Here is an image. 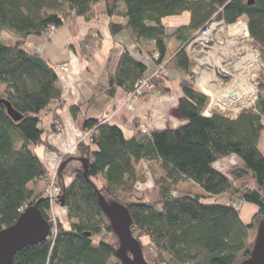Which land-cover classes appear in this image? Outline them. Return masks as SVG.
Listing matches in <instances>:
<instances>
[{"label": "trees", "instance_id": "16d2710c", "mask_svg": "<svg viewBox=\"0 0 264 264\" xmlns=\"http://www.w3.org/2000/svg\"><path fill=\"white\" fill-rule=\"evenodd\" d=\"M98 2H104L109 15L124 17V23L111 21V30L125 27L139 49L125 46L115 69L108 72L106 91L113 95L122 87L131 93L139 79L151 77L160 93L170 89L166 81L171 70L180 71L184 77L180 80L183 95L179 110L185 122L154 128L150 133H144L137 123L136 133L127 137L120 125L102 116L84 118L82 126L88 138L78 142L77 152L63 157L55 176L65 202L66 221L56 219L55 231L20 249L15 263L123 264L116 254L119 238L99 205L102 193L129 209L132 234L150 264H240L250 256L259 223L264 221V212L243 221L239 205L249 199L264 209V153L259 147L264 95H258L254 108L243 109L236 116L220 111L204 115L207 96L197 88L186 44L213 20L227 24L244 20L264 61V0H0V33L16 39L14 43L0 41V85L4 86L0 98L9 100L23 115L14 120L0 103V231L44 197L30 186L45 180L46 187L50 178L47 165L35 150L40 144L53 149L44 137L40 113L62 97L58 64L32 52L24 41L31 34H44L52 24L58 27L67 22L74 28L79 17L93 14ZM185 12H189V20L167 32L163 19ZM171 40L180 45L167 57ZM145 41L155 43L161 55L154 65L165 61L167 75L159 69L148 72L150 63L140 53L154 49H140ZM263 89L264 68L259 91ZM80 108L71 105L74 115ZM60 125V119L55 118L54 126ZM230 155L238 156L240 162L228 175L214 163ZM83 158L88 160V176ZM71 159H77L78 164L71 171L63 169ZM153 161L163 169L157 187L144 185L147 171L137 167ZM67 172L73 179L66 185L63 177ZM184 180L194 181L214 200L177 189L176 184ZM219 197L229 199L221 201ZM38 206L54 228L47 198ZM253 228L254 238L250 239Z\"/></svg>", "mask_w": 264, "mask_h": 264}, {"label": "crops", "instance_id": "0c3cea01", "mask_svg": "<svg viewBox=\"0 0 264 264\" xmlns=\"http://www.w3.org/2000/svg\"><path fill=\"white\" fill-rule=\"evenodd\" d=\"M124 20L122 15H109L105 11L104 2H98L93 7V14L90 17H79L74 23V28L69 23L64 22L48 38H45L43 34H31L24 41V45L28 49L48 59L53 64L63 62L69 64V71L64 72L59 69V83L62 89L61 100L51 104L49 108L40 113L44 137L53 146V149H48L46 145L40 144L35 147V150L47 165L49 175L59 171L65 155L77 152V144L81 139L87 140L85 129L82 126L84 118L102 116L120 125L127 137L136 133L137 123L139 127L146 125L152 131L154 128H163L168 124L176 127L185 122L179 110V99L183 95L180 80L184 77L180 71L171 70L170 78L166 81L169 90L154 94L150 98H137L134 102L135 109H129L126 106L128 93L122 87L117 88L113 95L106 91L108 72L115 69L125 46L133 51L139 50L125 27L117 32H112L111 21L124 23ZM123 31H126L127 34L122 33ZM15 41L16 39H14ZM117 45H119L118 51L114 54L113 50ZM155 47L154 42L145 41L140 49L153 50ZM176 50L177 48L173 47L170 51L168 46L166 56H171ZM99 53L102 54V57L97 59ZM155 69L156 64L153 72ZM73 104L81 106L77 115L71 111ZM55 118L60 119V128L54 126ZM126 132H129V136ZM261 139L259 147L262 150ZM148 163H155L160 167L159 162ZM215 163L214 166L217 167ZM77 164V159H71L62 168L71 171ZM217 168L219 169V167ZM148 173L150 176L149 171ZM72 179L73 175L69 172L63 177L66 185ZM100 180L105 183L102 177ZM188 181L192 180L180 181L176 184V188L182 187V184ZM45 182V180L33 182L30 183V186L35 193H43ZM192 182L197 187L198 193L207 196V199L212 198L197 183ZM248 200H244L248 210L246 209L240 214L245 222L251 221L249 218L252 212L258 210L257 205H259L255 201L249 200L248 202ZM48 203L51 206L49 201ZM59 213L64 215L65 208L60 207Z\"/></svg>", "mask_w": 264, "mask_h": 264}, {"label": "built area", "instance_id": "2783aa9c", "mask_svg": "<svg viewBox=\"0 0 264 264\" xmlns=\"http://www.w3.org/2000/svg\"><path fill=\"white\" fill-rule=\"evenodd\" d=\"M240 21L243 22L242 20L237 22ZM217 22L226 26L232 24H227L223 20L211 21L186 44V52L192 60L191 69L197 88L207 96L203 114L210 116L214 111H220L228 115L233 113L230 116H236L243 109L254 108L260 92V71L264 67V61L260 49L250 36L249 29L245 37L233 43L226 33L221 35L213 31L211 25ZM244 23L248 28L247 23L245 21ZM56 28L54 24L50 25L48 31L43 34L45 38L50 37ZM236 52H239L241 59L245 60L241 72L235 77L233 66ZM140 54V57L149 63H154L161 55L158 49H154L151 53ZM58 68L64 72L69 71V64L60 63ZM158 69L168 74L165 61L159 62L154 73ZM158 92L151 77L141 78L136 82L134 90L128 93L125 104L129 109H135L134 102L137 98H150ZM141 128L144 133L151 132L146 125ZM85 137L87 138L88 134ZM56 173L50 175L48 184L43 190V196L51 204L48 214L54 224L52 232L56 229V219L60 218L59 208H64L59 204L60 188L55 181ZM243 203L244 200H241L239 205L242 206Z\"/></svg>", "mask_w": 264, "mask_h": 264}, {"label": "water", "instance_id": "95a60500", "mask_svg": "<svg viewBox=\"0 0 264 264\" xmlns=\"http://www.w3.org/2000/svg\"><path fill=\"white\" fill-rule=\"evenodd\" d=\"M253 0H249L252 3ZM8 113L14 120H20L22 114L15 110L6 98H0ZM85 166V175L88 176V160L82 159ZM45 197L36 200L27 206L17 220L0 231V264H16L14 257L23 247L41 242L48 238L51 224L44 216L38 204ZM59 204L65 206L63 197ZM99 205L108 216L113 231L119 238L116 254L123 264H150L144 257L140 242L131 231L132 216L129 209L116 200H107L99 193ZM240 264H264V221L259 223L254 247L249 257Z\"/></svg>", "mask_w": 264, "mask_h": 264}, {"label": "rangeland", "instance_id": "374dc122", "mask_svg": "<svg viewBox=\"0 0 264 264\" xmlns=\"http://www.w3.org/2000/svg\"><path fill=\"white\" fill-rule=\"evenodd\" d=\"M189 18H190L189 12H185V13H183L181 15L167 16V17H165L163 19V21L166 24L167 32L170 33L174 29H176V27H178L179 25L187 22L189 20ZM242 21L244 22V20H242ZM122 33L127 34L126 31H123ZM0 41L5 42V43H14V37L12 35L8 34L7 32L2 31L0 33ZM179 45H180V42H178L176 40L170 41L169 42V50L172 51L173 47L174 48H178ZM118 46L119 45H117V47L114 48V50H113V53L114 54L117 53ZM101 57H102V54L99 53L96 58L97 59H100ZM154 66H155L154 63H150L149 70H148L149 73H152L153 72ZM193 77H194V75H193ZM194 80H195V77H194ZM3 90H4V86L3 85H0V94H2ZM260 93H262L264 95V89L262 90V92H259V94ZM232 114H230V115H232ZM126 133L129 136V132H126ZM261 140H262V146L261 147H262V150L264 151V130H263V133H262V139ZM231 156H233V157H225V158H222V159H218L216 161V163H215V165L217 167H219V169H221L222 171H224L228 175H230L232 166L234 164L240 162V159L238 157H235L236 155H231ZM137 167L139 169H145L147 171V174H148V182H146L145 185H147V184L148 185H155L157 187V182L163 176V169L161 168V166L159 167L158 164H155V163L149 164L147 162V163L139 164ZM148 171L150 172V176H149ZM143 186L144 185H141V187H143ZM156 187H155V189H157ZM177 188L179 190L197 192L196 191L197 190V187L193 184L192 181H188V182H185L184 184H182V187H180L181 189L179 187H177ZM228 199H229L228 197L227 198L226 197H219L218 200L228 201ZM209 200H214V197H212V198L209 197ZM248 202H249V200H248ZM248 207H249V205H248ZM257 207H258V210L255 211V212H252L251 217L249 219L252 220L253 219V216L255 214H258V213L261 214V213L264 212V209L262 208V206L257 205ZM50 209H51V206L49 205L47 211L49 210V212H50ZM246 209L248 210V208L246 206V203L244 202L242 204L241 208H240V214L243 213L244 211H246ZM65 216H66V211H65V214L64 215H60V218L63 219L64 221H66ZM51 231H53V228H51ZM254 234H255V229L253 228V230L250 233V239H253L254 238ZM95 239L98 240V236H96Z\"/></svg>", "mask_w": 264, "mask_h": 264}, {"label": "bare ground", "instance_id": "6f19581e", "mask_svg": "<svg viewBox=\"0 0 264 264\" xmlns=\"http://www.w3.org/2000/svg\"><path fill=\"white\" fill-rule=\"evenodd\" d=\"M211 28L214 32L217 34H224L226 33L232 40V42H237L240 38L245 37L247 33L246 24L244 22H235L228 26L223 25L222 23H214L211 25ZM236 61L234 63V71H235V77L239 75L243 68V63L245 59H241V55L239 52L235 53ZM239 81V80H238Z\"/></svg>", "mask_w": 264, "mask_h": 264}]
</instances>
